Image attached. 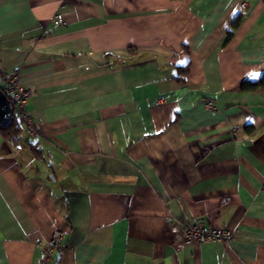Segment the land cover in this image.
I'll use <instances>...</instances> for the list:
<instances>
[{
    "label": "crops",
    "instance_id": "obj_1",
    "mask_svg": "<svg viewBox=\"0 0 264 264\" xmlns=\"http://www.w3.org/2000/svg\"><path fill=\"white\" fill-rule=\"evenodd\" d=\"M0 43L36 122L0 134V264L59 231L56 264H264V0H0Z\"/></svg>",
    "mask_w": 264,
    "mask_h": 264
},
{
    "label": "built area",
    "instance_id": "obj_2",
    "mask_svg": "<svg viewBox=\"0 0 264 264\" xmlns=\"http://www.w3.org/2000/svg\"><path fill=\"white\" fill-rule=\"evenodd\" d=\"M243 9L247 7V2H243ZM63 21V15L57 14L54 18L55 24ZM1 46V43H0ZM0 86L12 101L15 116L25 126L30 134L36 133V122L29 113V101L33 92L21 80L18 73H9L1 63L0 56ZM209 109H215L212 100L207 101ZM171 232L176 236L178 247H185L188 244L200 243L205 240L230 242L235 234L222 226H208L203 223L185 224L173 218L169 220ZM64 233L56 232L48 241V247L40 259V264H56L55 254L63 248Z\"/></svg>",
    "mask_w": 264,
    "mask_h": 264
},
{
    "label": "water",
    "instance_id": "obj_3",
    "mask_svg": "<svg viewBox=\"0 0 264 264\" xmlns=\"http://www.w3.org/2000/svg\"><path fill=\"white\" fill-rule=\"evenodd\" d=\"M15 118V110L12 101L7 94L0 89V127L10 124Z\"/></svg>",
    "mask_w": 264,
    "mask_h": 264
},
{
    "label": "trees",
    "instance_id": "obj_4",
    "mask_svg": "<svg viewBox=\"0 0 264 264\" xmlns=\"http://www.w3.org/2000/svg\"><path fill=\"white\" fill-rule=\"evenodd\" d=\"M238 25H239V21L235 23V27H237ZM243 86L245 88H248L250 85L248 81H245ZM0 89H2L1 86ZM22 131H23V125L16 116L10 124L0 127V134L2 136H4L5 138H10L15 140L20 139V135Z\"/></svg>",
    "mask_w": 264,
    "mask_h": 264
}]
</instances>
